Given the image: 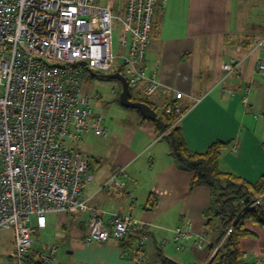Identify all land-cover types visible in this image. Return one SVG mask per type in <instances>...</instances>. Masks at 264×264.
<instances>
[{"label":"crops","instance_id":"obj_1","mask_svg":"<svg viewBox=\"0 0 264 264\" xmlns=\"http://www.w3.org/2000/svg\"><path fill=\"white\" fill-rule=\"evenodd\" d=\"M153 16L146 73H155L160 83L183 93L177 103L184 113L176 125L185 143L196 154L223 143L220 170L251 184L258 182L264 174V44L257 47L264 41V0H166L157 3ZM230 59L240 65L229 74L222 65ZM143 88L130 93L143 98ZM147 100L162 116L173 95ZM107 125L106 137L89 132L74 147L88 155L94 174L83 197L106 213V221L120 214L145 224L149 264H168V260L209 264L222 231L219 222L210 227L206 222L211 189L191 186L193 173L179 165L154 121L144 119L139 111ZM120 168L128 174L124 195L101 189ZM183 225L191 238L178 251L174 232ZM245 226L250 235L240 242L243 258L249 264H264V226L249 221ZM87 230L85 214H48L32 249L47 251L56 245L52 264H136L135 233L124 241L87 244ZM13 238L12 230L0 232V264H19L12 258Z\"/></svg>","mask_w":264,"mask_h":264},{"label":"built area","instance_id":"obj_2","mask_svg":"<svg viewBox=\"0 0 264 264\" xmlns=\"http://www.w3.org/2000/svg\"><path fill=\"white\" fill-rule=\"evenodd\" d=\"M158 2L166 0H106L105 5L101 0H0V232L13 231L12 258L19 264L53 263L56 245L32 249L51 213L87 215V244L124 241L135 233V263L149 264L145 224L120 214L106 221V213L83 197L94 174L88 155L74 147L89 132L107 136L94 97L83 91V78L88 72L115 73L118 62L131 91L144 85V99L172 94L164 113H184L177 103L183 93L146 73ZM116 26L121 54L113 52ZM238 68L234 59L222 65L229 74ZM261 70L264 76V64ZM127 177L120 168L101 189L122 196ZM231 232L232 227L225 230L214 254ZM174 238L179 251L191 238L187 225L178 227Z\"/></svg>","mask_w":264,"mask_h":264},{"label":"trees","instance_id":"obj_3","mask_svg":"<svg viewBox=\"0 0 264 264\" xmlns=\"http://www.w3.org/2000/svg\"><path fill=\"white\" fill-rule=\"evenodd\" d=\"M117 72L122 73L121 70ZM96 76L101 77L99 74ZM130 100L147 103L156 110L147 99L134 98L131 93ZM179 117L175 114L163 113L162 116L159 115L152 121L155 123L156 132L164 135V139L170 144L171 155L183 169L193 173L191 186L205 185L211 189V203L204 213L208 227L212 226L214 222L221 224L222 231L216 245L224 238L225 230L232 227L230 236L221 245V249L215 253L209 264H249L243 258L240 242L250 235V231L245 226L246 222L264 226V206L262 204L264 201V174L258 182L251 184L236 174L222 172L219 168V161L223 143L213 144L204 153L192 152L185 143L183 132L176 125ZM257 201L260 202L255 205L254 203ZM214 248L211 253L214 252ZM167 262L168 264H179L172 260Z\"/></svg>","mask_w":264,"mask_h":264},{"label":"rangeland","instance_id":"obj_4","mask_svg":"<svg viewBox=\"0 0 264 264\" xmlns=\"http://www.w3.org/2000/svg\"><path fill=\"white\" fill-rule=\"evenodd\" d=\"M105 1L106 0H101L103 5L106 4ZM117 30L118 27L116 26L112 39L113 52L121 54V48L119 46L121 33ZM118 64H120V62L117 63V67ZM238 64L240 65V63ZM122 74L124 75L125 73L122 72ZM101 75L104 76L107 75V73H102ZM83 89L93 96H101L100 100L96 99V97L94 98L92 106L96 113L104 117L105 127H107V123H110L113 119L128 118L131 113L134 114V110L127 109L119 103L122 87L117 80H107L88 72L86 78H84ZM181 115H183V113Z\"/></svg>","mask_w":264,"mask_h":264},{"label":"water","instance_id":"obj_5","mask_svg":"<svg viewBox=\"0 0 264 264\" xmlns=\"http://www.w3.org/2000/svg\"><path fill=\"white\" fill-rule=\"evenodd\" d=\"M101 77L107 80H117L120 82L121 87H122V92L119 97V103L123 107L127 109L139 111L144 119H147L150 121L157 118V115H158L157 111L154 110L147 103L133 102L132 100H130V87L124 75H122L119 72H115V73L107 74Z\"/></svg>","mask_w":264,"mask_h":264},{"label":"bare ground","instance_id":"obj_6","mask_svg":"<svg viewBox=\"0 0 264 264\" xmlns=\"http://www.w3.org/2000/svg\"><path fill=\"white\" fill-rule=\"evenodd\" d=\"M146 259H147V257H146Z\"/></svg>","mask_w":264,"mask_h":264},{"label":"clouds","instance_id":"obj_7","mask_svg":"<svg viewBox=\"0 0 264 264\" xmlns=\"http://www.w3.org/2000/svg\"><path fill=\"white\" fill-rule=\"evenodd\" d=\"M102 76V75H101Z\"/></svg>","mask_w":264,"mask_h":264}]
</instances>
